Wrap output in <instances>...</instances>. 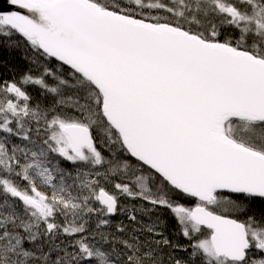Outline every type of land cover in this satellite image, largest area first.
<instances>
[{"label": "snow or ice", "instance_id": "1", "mask_svg": "<svg viewBox=\"0 0 264 264\" xmlns=\"http://www.w3.org/2000/svg\"><path fill=\"white\" fill-rule=\"evenodd\" d=\"M0 264H264V0H4Z\"/></svg>", "mask_w": 264, "mask_h": 264}, {"label": "water", "instance_id": "2", "mask_svg": "<svg viewBox=\"0 0 264 264\" xmlns=\"http://www.w3.org/2000/svg\"><path fill=\"white\" fill-rule=\"evenodd\" d=\"M8 5L4 2V0H0V8H3L4 10L8 9Z\"/></svg>", "mask_w": 264, "mask_h": 264}]
</instances>
